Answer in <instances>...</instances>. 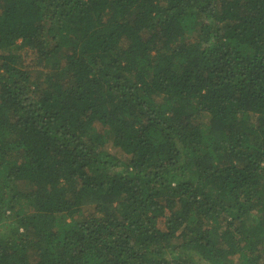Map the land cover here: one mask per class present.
I'll return each mask as SVG.
<instances>
[{
  "label": "trees",
  "instance_id": "16d2710c",
  "mask_svg": "<svg viewBox=\"0 0 264 264\" xmlns=\"http://www.w3.org/2000/svg\"><path fill=\"white\" fill-rule=\"evenodd\" d=\"M0 264H264V0H0Z\"/></svg>",
  "mask_w": 264,
  "mask_h": 264
}]
</instances>
